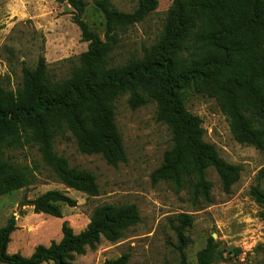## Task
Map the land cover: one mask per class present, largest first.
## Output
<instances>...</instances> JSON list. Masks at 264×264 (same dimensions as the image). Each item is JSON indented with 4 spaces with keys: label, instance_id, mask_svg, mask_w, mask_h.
Listing matches in <instances>:
<instances>
[{
    "label": "trees",
    "instance_id": "16d2710c",
    "mask_svg": "<svg viewBox=\"0 0 264 264\" xmlns=\"http://www.w3.org/2000/svg\"><path fill=\"white\" fill-rule=\"evenodd\" d=\"M57 1L72 7L73 21L87 48L66 78L54 79L43 56L35 67H23L16 90L6 88L0 76V196L28 186L35 178L30 168L8 154L25 145H36L43 162L67 187L97 195L95 175L71 167L55 151L54 141L69 133L80 152L100 154L110 165L125 161L114 110L116 99L124 93L129 94L133 108L154 101L156 119L171 134V146L150 173L152 183L167 181L175 191L189 187L193 200L210 203L208 170L212 168L222 190L229 193L241 168L226 162L215 146L204 140L202 120L187 110L184 93L193 89L214 98L234 139L264 152V0H173L156 41L141 55L120 64H113L110 58L119 34L143 21L157 8L158 0H138L130 12L118 10L109 0H96L95 7L104 19L103 38L82 19L84 0ZM256 178L250 194L264 217V167ZM75 203L55 189L29 201L35 212L58 218L61 205ZM176 219L173 230L178 264H189L185 231L192 216L179 213ZM139 221L135 204L103 203L94 208L83 229L76 232L64 221L59 240L39 244L29 256H23L7 252L16 227L10 217L0 227V262L75 264L78 255L94 249L102 238L117 241ZM259 248L264 264V244ZM129 258V253L123 252L103 264H128ZM222 258L211 236L196 253L197 264H213Z\"/></svg>",
    "mask_w": 264,
    "mask_h": 264
},
{
    "label": "rangeland",
    "instance_id": "374dc122",
    "mask_svg": "<svg viewBox=\"0 0 264 264\" xmlns=\"http://www.w3.org/2000/svg\"><path fill=\"white\" fill-rule=\"evenodd\" d=\"M84 1L82 19L103 38L104 19L95 7L96 0ZM109 1L125 12L132 11L138 4V0ZM172 1L158 0L157 8L143 21L126 27L119 34L118 44L110 54L113 64L141 55L144 48L156 41ZM73 16L72 7L57 0H0V76L6 88L16 90L21 84L23 67H35L40 56L44 57L54 79L70 74L87 48ZM184 103L188 111L201 118L204 140L213 144L226 162L240 166L239 179L229 193L222 190L212 168L208 170L212 183L210 203L200 198L193 200L189 187L175 191L167 181L152 183L150 173L171 146V134L167 126L156 119L154 101L133 108L129 94L124 93L116 99L114 110L125 147V161L110 165L100 154L82 153L69 133L54 141L55 151L63 155L71 167L86 169L95 175L99 187L97 195L63 184L43 162L36 145L8 151L10 158L30 168L35 178L28 186L0 196V227L10 217H14L16 226L10 234L7 252L29 256L37 245L59 240L64 221L77 232L87 225L97 205L133 203L140 221L117 241L102 238L94 249L78 255L75 264H103L123 252L130 255L128 264H178L173 225L178 223L179 213L192 216V224L185 231L189 264H197L196 253L210 236L223 256L213 264H263L259 245L264 244V217L250 188L257 184V172L264 167V152L234 139L228 120L214 98L187 89ZM52 189L76 200L74 206L61 205L59 218L37 213L29 204L30 200Z\"/></svg>",
    "mask_w": 264,
    "mask_h": 264
}]
</instances>
